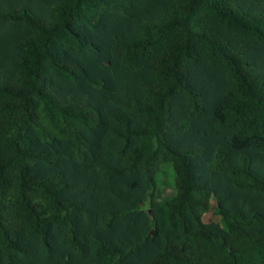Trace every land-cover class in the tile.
<instances>
[{"label": "trees", "instance_id": "obj_1", "mask_svg": "<svg viewBox=\"0 0 264 264\" xmlns=\"http://www.w3.org/2000/svg\"><path fill=\"white\" fill-rule=\"evenodd\" d=\"M0 264H264V0H0Z\"/></svg>", "mask_w": 264, "mask_h": 264}, {"label": "water", "instance_id": "obj_2", "mask_svg": "<svg viewBox=\"0 0 264 264\" xmlns=\"http://www.w3.org/2000/svg\"><path fill=\"white\" fill-rule=\"evenodd\" d=\"M152 232H154V231L152 230Z\"/></svg>", "mask_w": 264, "mask_h": 264}]
</instances>
